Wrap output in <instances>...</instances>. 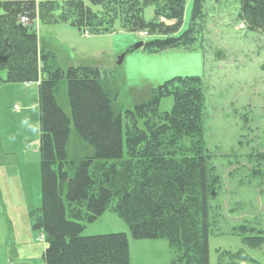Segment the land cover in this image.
<instances>
[{"label":"trees","instance_id":"trees-1","mask_svg":"<svg viewBox=\"0 0 264 264\" xmlns=\"http://www.w3.org/2000/svg\"><path fill=\"white\" fill-rule=\"evenodd\" d=\"M204 1L191 0L183 31L186 0H0L4 82L37 84L40 206L30 215L45 243L43 264H130L125 234L81 235L84 224L106 211L124 222L134 240H165L170 264H208L215 225L209 202L221 195L222 183L205 145L201 79L164 81L145 102L120 115L97 68L54 67V56L39 48L34 32V22L66 24L83 36L145 33L152 39L141 49L148 53L191 49L203 31ZM148 6L149 21L143 16ZM22 16L27 24L19 23ZM238 19L246 30L264 31V0H239ZM61 83L70 118L57 103ZM166 97L172 106L161 113ZM71 125L92 150L77 160L66 153ZM248 163L251 177L263 181L264 153L248 155ZM260 222L233 229L245 247L263 243ZM217 264L258 263L239 249L218 251Z\"/></svg>","mask_w":264,"mask_h":264},{"label":"rangeland","instance_id":"rangeland-1","mask_svg":"<svg viewBox=\"0 0 264 264\" xmlns=\"http://www.w3.org/2000/svg\"><path fill=\"white\" fill-rule=\"evenodd\" d=\"M239 0H205L203 31L191 49L159 53L128 52L136 33L83 36L66 24L34 22L38 45L54 56V67L65 71L84 64L97 68L113 97L115 113L123 115L145 102L152 89L174 77L201 79L205 97V145L210 163L221 178L222 193L210 200L215 225L208 238V264L217 252L239 249L264 264V240L248 248L233 229L260 219L264 227V180L253 178L248 155L264 153V31H249L238 19ZM191 0H186L181 30L189 27ZM143 16L153 18V8ZM0 71V264H43L41 234L32 227L31 213L40 206V155L36 83H5ZM57 103L70 118L67 91L61 83ZM172 99H161L159 112H168ZM142 128V121L138 122ZM92 152L70 126L66 153L81 159ZM123 233L129 244L130 264H170L165 240H134L122 220L106 211L84 224L82 236ZM264 237V236H263Z\"/></svg>","mask_w":264,"mask_h":264},{"label":"built area","instance_id":"built-area-1","mask_svg":"<svg viewBox=\"0 0 264 264\" xmlns=\"http://www.w3.org/2000/svg\"><path fill=\"white\" fill-rule=\"evenodd\" d=\"M19 23H21V24H27L28 23V19L26 18V17H24V16H22V17H20L19 18ZM142 35H145V33H142Z\"/></svg>","mask_w":264,"mask_h":264},{"label":"water","instance_id":"water-1","mask_svg":"<svg viewBox=\"0 0 264 264\" xmlns=\"http://www.w3.org/2000/svg\"><path fill=\"white\" fill-rule=\"evenodd\" d=\"M142 46H143V43L139 42V43H136L132 48H133V50H138V49L142 48Z\"/></svg>","mask_w":264,"mask_h":264}]
</instances>
